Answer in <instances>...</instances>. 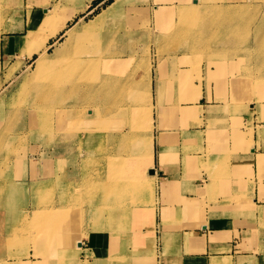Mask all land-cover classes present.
Wrapping results in <instances>:
<instances>
[{
    "label": "crops",
    "instance_id": "crops-1",
    "mask_svg": "<svg viewBox=\"0 0 264 264\" xmlns=\"http://www.w3.org/2000/svg\"><path fill=\"white\" fill-rule=\"evenodd\" d=\"M86 1L2 0L1 7L9 8L0 14V79H5L6 63L21 61L15 74L32 59L20 54L27 24H38L42 18L33 19L57 2L75 8L63 14L76 12L78 18L87 13L81 8ZM171 1L174 13L194 0ZM133 2L147 8L160 32L165 22L157 24L152 15L162 2ZM13 11L21 12V28L4 31L7 20L1 15L9 18ZM162 60L170 81L161 89L160 106L175 109L173 119L159 118L150 131L141 130L139 148L133 150L127 118H115L108 129L81 135L84 152L78 156L43 148L50 155L28 157L20 165V182H69L80 178L87 156L92 163L108 158L97 187L106 189V196L93 200L82 227L54 238L43 256L30 251L21 263L8 259L0 264H264V100L233 102L222 70L210 66L200 81L191 82L178 72L173 76L170 63ZM150 86L154 104L153 76ZM116 145L123 146L122 153L116 154Z\"/></svg>",
    "mask_w": 264,
    "mask_h": 264
},
{
    "label": "rangeland",
    "instance_id": "rangeland-1",
    "mask_svg": "<svg viewBox=\"0 0 264 264\" xmlns=\"http://www.w3.org/2000/svg\"><path fill=\"white\" fill-rule=\"evenodd\" d=\"M113 1L93 0L90 6L87 0L82 3L89 5L87 13L78 18L82 17V22H88ZM155 1L162 2L154 8L152 15L157 24L162 20L165 22L160 32L153 27L147 8L139 6L138 2L133 0L116 8L113 14L99 25L98 34L101 33L102 38L96 48L98 51L94 72L92 73V67L88 68L81 77V82L93 77L103 81L112 79V87L100 84L97 85V92L80 97L79 115L73 119L76 125H73L71 130L65 127L59 112L63 103L69 101L63 90L66 80L62 79L61 75L59 79L49 80L53 91L50 92L52 89H49L47 97H43L45 101L41 99L44 104L49 101L48 113L42 111L39 114L26 115L29 95L19 94V88L22 84V74L33 68L37 54H33L34 51L31 50L32 59L15 74L13 71L16 69L10 70L14 63H6L5 79H0V255L5 252L0 261L13 259L21 263L24 258L29 257L30 251L33 256H43L44 248L47 244L50 245L54 238L61 239L64 233L82 227L85 209L92 205L93 200L97 201L99 196L101 199L106 196V189L97 187L103 183L102 164H107L108 158L105 161L100 158L92 163L91 157L87 156L86 163L81 166L80 178L73 181L49 179L20 182L19 168L28 157L33 160V157L40 156L43 159L46 154L50 155L49 150H45V154L43 148L59 151L64 149L66 155L69 152L71 156L74 152L78 156L84 152L80 142L83 133L106 130L110 122L115 123V118L120 121V118L124 117L127 118L129 133H132L130 137L134 150L140 146V131L145 128L150 131L152 121L158 122L159 118L173 119L175 109H164L160 106L161 89L168 88L167 82L170 81L167 73L162 70V58L170 63V73L173 76L178 72L181 77L191 82L196 79L200 81L202 71L210 66L222 70L228 79L226 86L233 102L241 101L247 104L258 97L264 100V0H194L184 5L185 8L183 5L178 6L174 13V7L165 8L171 0ZM1 2L2 0L0 14L9 8L1 7ZM235 4H238L240 9L246 6L245 12L240 15H225V10H232ZM71 9L75 8L59 2L54 3L39 19H33L38 21L42 18L38 24H27V29H31L32 34L46 33L48 25L43 21L49 14L57 16L59 13L70 12ZM188 10H192V13ZM172 14V21H166ZM7 16L8 14L1 15L3 21L7 20L4 31L21 28L20 11H13L9 18ZM78 18L74 17L69 21L67 27L77 22ZM166 24L169 26L165 27ZM67 27L58 34L57 39L54 38V42L50 41L53 43L48 44V52L54 48L56 41L63 39L60 34L62 35ZM260 29L263 33L258 32ZM83 38L84 44L88 46L97 44L94 37ZM87 40L89 41L86 42ZM35 42L32 38L28 44L34 46ZM78 49L73 48L72 53L78 52ZM20 54L25 55L21 49ZM63 67L54 64L47 74L56 75V69ZM151 76L155 82L154 104H151ZM12 78H15V82L10 81ZM159 78L162 81L160 84ZM75 95L74 93L69 97ZM18 98L20 102L17 101ZM16 110L17 112H14ZM45 118L47 123H43ZM68 132L72 134L69 150L65 148L68 143L65 136ZM89 143L90 137L87 139V149L90 151ZM115 147L116 154L123 152L122 145ZM134 174H137L136 170ZM94 187L96 189H93ZM119 201L116 197L115 203ZM2 235L4 242L1 241Z\"/></svg>",
    "mask_w": 264,
    "mask_h": 264
},
{
    "label": "bare ground",
    "instance_id": "bare-ground-1",
    "mask_svg": "<svg viewBox=\"0 0 264 264\" xmlns=\"http://www.w3.org/2000/svg\"><path fill=\"white\" fill-rule=\"evenodd\" d=\"M130 1H132V0H114L112 3H110L107 6V8L103 9V11L101 13L95 15L93 19L89 20L88 22H82L83 18L80 17V18H78L77 22H75L74 24H72L69 27H67V22L73 20V18L76 16V12L69 13V14L59 13V15H57V16L54 14L53 15L49 14L45 18V20L43 21L45 24L48 25L47 26L48 30H46V33L41 32V33L32 34V30L31 29L28 30L27 35L25 34L24 39H23V42H24L23 44H25V45H23L25 47V49L23 47V53L28 55V57L32 58V53H31V50H32V51H34V53L37 54V56L34 59L33 68H31L30 71L26 70L27 72L22 74V80H21L22 84L19 88V94H21V95L22 94H28L29 95L28 106L25 109L26 115H29V113H36V114L38 113L39 114L42 111L46 114L50 111L48 108V112H47V105H48L47 103H49V101L45 102V104H44V102H42L41 99L43 101H45V99H43V97L46 98L47 97L46 94L48 93L49 89H52L51 88V82H49V80H51L52 78L53 79H59V77L61 75V78L66 80V85H64L63 90L66 93V96L65 95L64 96L67 97L69 101H65L63 103L62 109L59 111L61 114L60 119L62 120L65 127L68 130H71L73 125H76V123H75L76 121L73 119L75 117H78V115H79V111H80L79 102L81 101L80 97H83L86 94H91L92 92H97V85H100V84L108 86V88L112 87V79H108V80L103 81V79H101V78L93 77L91 80H89V79L85 80V81L83 80L84 82L82 83L81 77L85 74V72L88 68L92 67V69H91L92 73L94 72V67H95L94 65L97 62V57H96L97 54L96 53L98 51V49H96V48L101 43V38H102V36L100 37L101 33L98 34L100 32V31H98L99 25L103 22L104 19L110 17L116 8L121 7L124 3L130 2ZM88 2L90 3V0H88ZM81 5H82L81 8L83 10L86 8L88 9V7H89L88 4H86V5L81 4ZM181 5H183L182 7H184V5H186V4H181ZM146 6L148 7V5H146ZM238 6H239L238 4H235L233 6L234 8L232 10H229V9L225 10V12H224L225 15H228V14L240 15V14L244 13L245 12L244 10L247 7L245 6L243 9H240ZM170 7H171V9L174 7V4H172V2H169L168 6H165V8H167V9ZM191 11L192 10H188V12L192 13ZM65 27H67L65 29V31L62 33V35L60 34V37H63V39L56 41L54 48L51 50V52H48V50H47L49 47V45L47 43L48 39L50 37L58 35ZM5 29H9V28H5ZM258 32L263 33V30L260 29V30H258ZM89 35H93V36H89ZM36 36H37V38H35ZM83 37H88V38L92 37V39L94 37L95 42L97 44L95 45V43H94L92 46H88V45L84 44L85 40ZM32 38H34L36 41L35 45L29 46L30 44H28V43L32 40ZM104 39H105V37H104ZM82 40H83V43H82ZM88 41L89 40H87L86 42H88ZM82 45H83V47H82ZM75 47L79 48L78 52L72 53V50ZM99 50H101V49H99ZM20 64H21L20 60L16 61L15 64L13 65L14 67H12L10 70L17 69ZM54 64H59V65H62L64 67L61 69H56V75L52 74V73H51V75H48L47 74L48 71L51 70V67ZM53 71L55 73V69H53ZM14 79L15 78H12V79H10V81L15 82ZM129 86H131V84H129ZM137 89L138 88L136 87V90ZM52 91H53V89L50 92H52ZM74 93L76 94L75 97L70 98L69 96L74 95ZM60 94H61V92H60ZM23 97H24V95H23ZM62 97H63V95H62ZM20 98H22V96ZM67 98H66V100H67ZM18 100H19V98L17 99V101ZM18 102H20V101H18ZM18 102H17V105H18ZM53 102H54V100H53ZM50 104H52V103H50ZM56 104H57V102H56ZM14 112H17V110ZM53 114H54V112H53ZM74 114H75V116H74ZM14 115H15V113H14ZM0 117H1V115H0ZM7 117H9V115ZM48 119H50V118H48ZM46 120H47V118H45V120L43 119V123H45V122L47 123L48 120L47 121ZM49 121H52V120H49ZM1 125H2V123L0 121V127H1ZM47 127H49V126H47ZM5 128H3V130ZM3 132H5V131H3ZM14 136H16V135H14ZM71 137H72V134L70 132H68L67 135L65 136V140L68 142L67 145L65 146V148L67 150L70 149L69 141L71 140ZM67 155L68 156L70 155L69 152L67 153Z\"/></svg>",
    "mask_w": 264,
    "mask_h": 264
}]
</instances>
